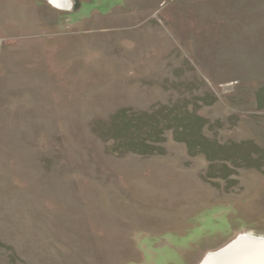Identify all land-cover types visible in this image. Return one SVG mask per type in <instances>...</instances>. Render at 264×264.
Wrapping results in <instances>:
<instances>
[{
	"label": "rangeland",
	"instance_id": "obj_1",
	"mask_svg": "<svg viewBox=\"0 0 264 264\" xmlns=\"http://www.w3.org/2000/svg\"><path fill=\"white\" fill-rule=\"evenodd\" d=\"M0 0V264H201L264 236V0Z\"/></svg>",
	"mask_w": 264,
	"mask_h": 264
},
{
	"label": "bare ground",
	"instance_id": "obj_2",
	"mask_svg": "<svg viewBox=\"0 0 264 264\" xmlns=\"http://www.w3.org/2000/svg\"><path fill=\"white\" fill-rule=\"evenodd\" d=\"M58 3L70 7L69 0H58ZM206 258L201 264H264V236L239 235Z\"/></svg>",
	"mask_w": 264,
	"mask_h": 264
}]
</instances>
